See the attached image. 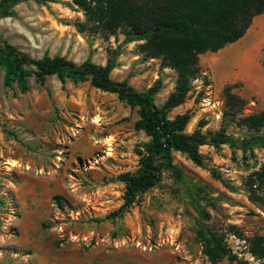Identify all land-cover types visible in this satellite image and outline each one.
I'll return each instance as SVG.
<instances>
[{"label": "rangeland", "instance_id": "374dc122", "mask_svg": "<svg viewBox=\"0 0 264 264\" xmlns=\"http://www.w3.org/2000/svg\"><path fill=\"white\" fill-rule=\"evenodd\" d=\"M69 3H17L14 16L0 18V39L33 57L57 54L75 62L89 56L103 64L116 52L110 78L124 79L137 91L158 80L154 102L160 106L173 90L175 72L140 52V41H124L119 30L106 37L78 32L75 23L83 13ZM256 21L263 29L251 41V66L233 61L251 44ZM263 36L264 14L255 15L241 40L199 54V74L167 115L187 112V132L202 120L203 133L222 128L246 135L236 118L223 115L222 88L230 85L243 100L240 115L264 109ZM26 80L23 92L14 84L4 87L0 69V264H209L192 240L195 213L167 170L121 215L114 214L123 202V184L115 176L136 168L137 151L147 141L133 126L135 108L88 81L60 82L53 75L42 84L32 76ZM198 151L201 166L184 153L171 155L177 167L205 185L202 201L213 199L214 206L205 204L206 224L217 231L232 224L243 237H264V207L247 198L243 184L264 164V148L203 144ZM226 243L240 262L223 258L216 264H262L249 255L243 239L227 234Z\"/></svg>", "mask_w": 264, "mask_h": 264}, {"label": "trees", "instance_id": "16d2710c", "mask_svg": "<svg viewBox=\"0 0 264 264\" xmlns=\"http://www.w3.org/2000/svg\"><path fill=\"white\" fill-rule=\"evenodd\" d=\"M25 0H0V18L15 15L14 6ZM69 6L79 8L83 20L75 23L78 32L114 34L117 30L124 41H140L139 51L148 57L160 59L162 67L172 69L175 74L174 87L160 106L154 96L160 88L159 81L143 91L135 90L126 80L116 81L109 73L116 66V52L109 55L103 64L93 62L89 56L79 62L62 55L33 57L0 39V69L2 85L20 92L27 89L28 76L42 84L47 76H55L60 82L88 81L102 91L114 93L120 101L135 108L133 126L147 137L142 149L137 151V166L133 171H124L115 176L123 184V202L114 214L121 215L136 196L152 187L161 171L167 170L177 182L190 208L195 213L192 240L200 245L209 264L225 258L240 262L226 243V235L233 234L243 239L246 251L264 264V237L259 234L245 236L230 224L224 231L210 228L206 221L210 214L205 207L214 202L202 201L206 187L193 180L172 161V151L184 153L194 164L203 165L198 147L209 144L217 147L226 144L241 151L254 147L264 148V109L240 115L243 100L230 91V85L222 88L225 109L223 115L235 119L237 126L247 132L235 136L219 129L203 133L202 120L191 132L185 130L189 120L187 112H167L184 99L190 82L199 74L197 57L204 52H215L226 44L238 40L250 25L253 16L264 14V0H70ZM264 40V36H263ZM264 69V54L260 61ZM212 174L213 171H211ZM247 198L264 207V164L250 172L244 179ZM58 206L61 203L58 197Z\"/></svg>", "mask_w": 264, "mask_h": 264}, {"label": "bare ground", "instance_id": "6f19581e", "mask_svg": "<svg viewBox=\"0 0 264 264\" xmlns=\"http://www.w3.org/2000/svg\"><path fill=\"white\" fill-rule=\"evenodd\" d=\"M261 40V39H260ZM250 42V41H249ZM259 43V42H258ZM249 44V43H248ZM257 45V44H256ZM255 45V46H256ZM254 46V45H253ZM253 46L250 44L248 45L244 50L239 51L237 54H235L234 59L230 57V55L232 53H230L227 57H225V59L227 58L229 60V58H231L233 61L236 60H240L242 63L246 64V65H250L252 64V60H253ZM255 48V47H254ZM260 52V51H259ZM239 62V61H238ZM240 63V62H239Z\"/></svg>", "mask_w": 264, "mask_h": 264}, {"label": "crops", "instance_id": "0c3cea01", "mask_svg": "<svg viewBox=\"0 0 264 264\" xmlns=\"http://www.w3.org/2000/svg\"><path fill=\"white\" fill-rule=\"evenodd\" d=\"M259 15V14H258ZM249 27V26H248ZM248 29V28H247ZM247 29H246V31H247ZM263 29V25L260 23V22H258V21H256V23L254 24V27H253V29H252V31L250 32V36H249V38H250V42L252 41V40H254L255 39V36L257 35V34H259V32L261 31ZM245 35V32H244V34L238 39V40H241V38H243V36ZM238 40H236V41H238ZM235 42V41H234ZM251 45L253 46L254 45V42H251ZM253 49H254V46H253ZM252 49V50H253Z\"/></svg>", "mask_w": 264, "mask_h": 264}]
</instances>
